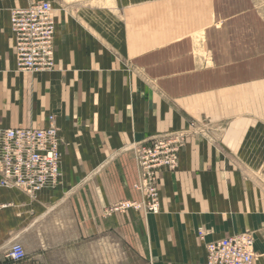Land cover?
Masks as SVG:
<instances>
[{"label":"crops","instance_id":"1","mask_svg":"<svg viewBox=\"0 0 264 264\" xmlns=\"http://www.w3.org/2000/svg\"><path fill=\"white\" fill-rule=\"evenodd\" d=\"M37 1L0 0V129L55 116L61 177L36 198L0 189V264H203L207 244L241 234L264 264V185L239 163L264 160V71L252 73L264 43L231 19L252 12L238 0H49L56 67L21 72L11 11ZM193 119L227 131L189 137L160 175L159 214L109 216L142 198L133 146ZM15 242L19 263L6 258Z\"/></svg>","mask_w":264,"mask_h":264},{"label":"built area","instance_id":"2","mask_svg":"<svg viewBox=\"0 0 264 264\" xmlns=\"http://www.w3.org/2000/svg\"><path fill=\"white\" fill-rule=\"evenodd\" d=\"M10 17L18 71L54 70L56 22L52 5L47 1L31 2L26 8L13 9ZM50 120L47 129H0V189H17L36 198L42 190L59 184L63 139L54 118ZM185 139L184 133H174L137 144L134 150L139 178L133 189L142 198L119 203L110 213L159 214L160 175L177 170ZM253 245L254 239L249 234L209 243L203 264H254ZM26 257L19 242L11 245L6 256L13 263Z\"/></svg>","mask_w":264,"mask_h":264},{"label":"rangeland","instance_id":"3","mask_svg":"<svg viewBox=\"0 0 264 264\" xmlns=\"http://www.w3.org/2000/svg\"><path fill=\"white\" fill-rule=\"evenodd\" d=\"M46 1L51 4V2L49 0H46ZM227 1L231 2V0H227ZM238 1H239V4L237 5V10L242 8L243 11H250L252 13H250V15H248L247 20H242L239 17H232L231 18L232 19V23L233 22L238 23L237 26L241 30H243L244 28L248 29V30H252V32L251 31L250 32H251V34L253 36V39L257 40L259 43H264V0H238ZM220 9H224V10L225 9H229V7H227L225 5V0L224 1H220ZM243 24L246 27H244ZM245 32L246 31H244L242 33H237V35H242L243 36V34ZM194 38L197 39L196 37H194ZM189 39H191V38L189 37ZM253 39H252V41H253ZM203 40H204V37H200V39H197L198 44H200V42L203 41ZM252 43H254V42H252ZM253 53L254 54H253V59H252V67H253L252 73H253V75H255V72H257V71H260V72L264 71V48L260 49V50L259 49L255 50ZM198 55H200V54H198ZM203 56L206 57L205 54H203ZM39 72H43V71H37V72H34V73H39ZM220 102L222 103V101H220ZM52 117L54 118V123L56 124L55 116H51L49 118V126L51 124V120L50 119ZM211 122H213V121H209L207 119H205V120L193 119L189 123V126L187 128H185L183 130H180V131L171 132L170 134L184 133L186 135L184 147L186 146L189 137L192 136V135L201 134L203 136H211L210 134L213 132V135H219V137H224L225 133L227 131L226 128H223V127L221 128L220 127V130L218 128H214V127L212 128L211 126H209V125H211ZM47 128H45V129H47ZM59 133H60V131H59ZM157 137L158 136L153 137V138H157ZM153 138H151L149 141H151ZM134 147L132 148V151L134 152V155H135V158H136V152L134 150ZM183 148H182V150H183ZM239 163L243 167H246V170L249 171V173H251V179H252L253 182H255L257 184L264 185V160L259 162L257 167L255 165H252L251 167L249 165H244V163L242 161H239ZM136 164L138 165L137 159H136ZM178 167H179V160H178ZM137 176L139 178L138 166H137ZM56 187H54V188H56ZM113 207H111V208L109 207L108 208V215L109 216L113 215V214L110 213V210ZM134 212H136V211H134ZM141 214H143L145 216L144 213H141Z\"/></svg>","mask_w":264,"mask_h":264},{"label":"bare ground","instance_id":"4","mask_svg":"<svg viewBox=\"0 0 264 264\" xmlns=\"http://www.w3.org/2000/svg\"><path fill=\"white\" fill-rule=\"evenodd\" d=\"M108 3H109V2H108ZM217 26H218V25H217ZM199 32H200V31H199ZM199 34H201V33H199ZM196 36H197V35H196ZM196 36H195V37H196ZM196 38H197V37H196ZM194 50H195V49H194ZM201 53H202V52H201ZM202 56H203V55H202ZM134 146H135V145H134ZM134 146H133V147H134Z\"/></svg>","mask_w":264,"mask_h":264}]
</instances>
